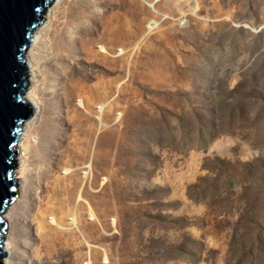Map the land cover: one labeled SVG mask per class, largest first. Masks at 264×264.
<instances>
[{
  "label": "rangeland",
  "instance_id": "1",
  "mask_svg": "<svg viewBox=\"0 0 264 264\" xmlns=\"http://www.w3.org/2000/svg\"><path fill=\"white\" fill-rule=\"evenodd\" d=\"M40 33L11 263L264 264V0H60Z\"/></svg>",
  "mask_w": 264,
  "mask_h": 264
},
{
  "label": "water",
  "instance_id": "2",
  "mask_svg": "<svg viewBox=\"0 0 264 264\" xmlns=\"http://www.w3.org/2000/svg\"><path fill=\"white\" fill-rule=\"evenodd\" d=\"M52 0H0V264H4L6 207L17 194L18 139L34 113L26 99L25 52Z\"/></svg>",
  "mask_w": 264,
  "mask_h": 264
},
{
  "label": "bare ground",
  "instance_id": "3",
  "mask_svg": "<svg viewBox=\"0 0 264 264\" xmlns=\"http://www.w3.org/2000/svg\"><path fill=\"white\" fill-rule=\"evenodd\" d=\"M60 0H53V2L48 6L47 11L44 13V18L46 19L42 24L37 26L35 30L33 31V39L32 42L25 52V60H26V65H27V70L29 73L30 81H34L36 78V73L35 71L37 70L36 66V61L34 59V50L36 46L38 45L39 41L41 40V29H43L47 25V20H49V17L52 15L54 8L57 4V2ZM27 100L33 107L34 113L31 118L35 117L38 112H39V101L37 100V96L33 94L32 92L29 91L27 94ZM28 123L25 122V124ZM24 124V123H23ZM27 133L24 131V127L21 129V132L19 133V139H18V150L19 153L17 154V163H18V169L16 170L15 178L18 181V196L15 198L17 200L20 196H22L23 193V179H24V173H25V158L27 157V150H28V139H27ZM27 141V142H26ZM14 202L10 203L8 206V209L5 211L6 215V221L10 219V214L12 213V208L14 206ZM10 221V220H9ZM9 223V222H8ZM10 226L11 224L9 223V232H10ZM13 248H14V242L11 236L7 234L5 237V250H4V264H12L11 263V258H12V253H13Z\"/></svg>",
  "mask_w": 264,
  "mask_h": 264
}]
</instances>
